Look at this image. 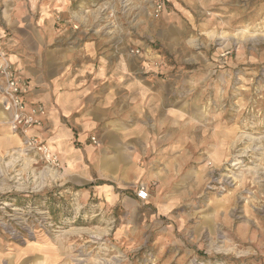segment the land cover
I'll use <instances>...</instances> for the list:
<instances>
[{
	"label": "rangeland",
	"instance_id": "obj_1",
	"mask_svg": "<svg viewBox=\"0 0 264 264\" xmlns=\"http://www.w3.org/2000/svg\"><path fill=\"white\" fill-rule=\"evenodd\" d=\"M76 1L106 2L84 24L125 46L151 111L125 95V123L70 170L9 127L0 241L45 264H264V0H167L160 17L153 0ZM4 8L57 29V0Z\"/></svg>",
	"mask_w": 264,
	"mask_h": 264
},
{
	"label": "crops",
	"instance_id": "obj_2",
	"mask_svg": "<svg viewBox=\"0 0 264 264\" xmlns=\"http://www.w3.org/2000/svg\"><path fill=\"white\" fill-rule=\"evenodd\" d=\"M6 2L3 0L0 4ZM102 3L106 5L105 1ZM103 5L79 8L76 0H57V29L50 27L51 24L36 25L22 12L11 14L4 8L0 14L6 24L0 26V38L14 67L19 68L30 83L25 99L47 108L44 128L34 133L52 146L69 170L85 165L80 152L92 149L93 135L98 134L102 139L103 133L109 134L125 123L124 108L113 112L116 103L124 101L129 94L135 97L133 104L144 109L146 101L142 96L153 88V84L147 82L149 78L131 77L126 56L119 51L120 46L122 49L125 46L111 41L101 28L104 25L96 28L84 24L88 17L98 16ZM115 46L116 52L111 56ZM144 110L150 112L151 107ZM7 120L0 92L2 148L12 145L13 140ZM108 121L115 123L105 126ZM27 250L29 245L14 247L1 240L0 264H45L30 262Z\"/></svg>",
	"mask_w": 264,
	"mask_h": 264
},
{
	"label": "built area",
	"instance_id": "obj_3",
	"mask_svg": "<svg viewBox=\"0 0 264 264\" xmlns=\"http://www.w3.org/2000/svg\"><path fill=\"white\" fill-rule=\"evenodd\" d=\"M165 0H153L152 14L160 17L165 11ZM133 53H139V49H132ZM0 92L3 109L8 114V124L13 133L21 137L28 150L39 152L50 162H56L57 156L45 140L34 133L36 129L45 126L47 108L42 103H29L25 96L30 89L27 77L19 68H15L9 51L0 38ZM96 141L95 137H92ZM140 199H146L149 192L145 186L138 189Z\"/></svg>",
	"mask_w": 264,
	"mask_h": 264
}]
</instances>
